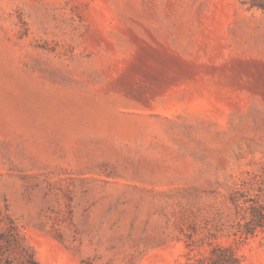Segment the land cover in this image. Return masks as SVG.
<instances>
[{
	"label": "rangeland",
	"instance_id": "obj_1",
	"mask_svg": "<svg viewBox=\"0 0 264 264\" xmlns=\"http://www.w3.org/2000/svg\"><path fill=\"white\" fill-rule=\"evenodd\" d=\"M264 264V0H0V264Z\"/></svg>",
	"mask_w": 264,
	"mask_h": 264
},
{
	"label": "trees",
	"instance_id": "obj_2",
	"mask_svg": "<svg viewBox=\"0 0 264 264\" xmlns=\"http://www.w3.org/2000/svg\"><path fill=\"white\" fill-rule=\"evenodd\" d=\"M33 263H34V264H37V262H35V261H34Z\"/></svg>",
	"mask_w": 264,
	"mask_h": 264
}]
</instances>
